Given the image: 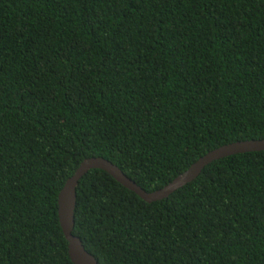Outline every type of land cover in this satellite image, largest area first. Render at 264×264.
<instances>
[{
    "label": "trees",
    "instance_id": "16d2710c",
    "mask_svg": "<svg viewBox=\"0 0 264 264\" xmlns=\"http://www.w3.org/2000/svg\"><path fill=\"white\" fill-rule=\"evenodd\" d=\"M263 138L264 0H0V264H73L85 158L152 192ZM73 234L99 264H264V151L150 203L91 169Z\"/></svg>",
    "mask_w": 264,
    "mask_h": 264
},
{
    "label": "water",
    "instance_id": "95a60500",
    "mask_svg": "<svg viewBox=\"0 0 264 264\" xmlns=\"http://www.w3.org/2000/svg\"><path fill=\"white\" fill-rule=\"evenodd\" d=\"M252 151H264V138L235 141L216 147L199 157L168 184L152 192L145 191L108 159L100 156L83 159L74 173L66 179L57 196L58 221L67 240L68 255L71 262L73 264H99L85 249L81 239L73 234L76 188L79 180L89 170L100 169L107 172L123 187L150 203L168 197L172 192L195 179L202 169L212 161L230 155Z\"/></svg>",
    "mask_w": 264,
    "mask_h": 264
}]
</instances>
